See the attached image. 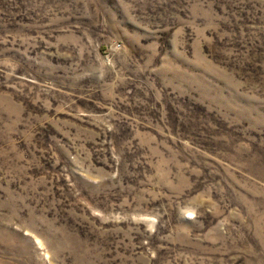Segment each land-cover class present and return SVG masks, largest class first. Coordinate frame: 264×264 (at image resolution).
Listing matches in <instances>:
<instances>
[{
    "label": "rangeland",
    "instance_id": "374dc122",
    "mask_svg": "<svg viewBox=\"0 0 264 264\" xmlns=\"http://www.w3.org/2000/svg\"><path fill=\"white\" fill-rule=\"evenodd\" d=\"M0 264H264V0H0Z\"/></svg>",
    "mask_w": 264,
    "mask_h": 264
}]
</instances>
